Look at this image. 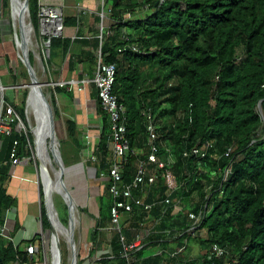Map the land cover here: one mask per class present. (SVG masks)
<instances>
[{
	"label": "trees",
	"instance_id": "obj_1",
	"mask_svg": "<svg viewBox=\"0 0 264 264\" xmlns=\"http://www.w3.org/2000/svg\"><path fill=\"white\" fill-rule=\"evenodd\" d=\"M28 6L36 30L38 0H28ZM140 8L142 13L136 11ZM110 20L112 35L102 42V61L116 66L113 94L125 108L126 139L130 151L141 150V156L129 157L122 170L123 182L132 181L139 161L148 155L150 115L157 127L159 158L166 162L170 154L174 162L170 169L180 186L172 195V206L179 202L182 210L172 215L171 206L161 228L186 230L192 224L187 209L198 213L204 208L195 236L186 238L188 244L194 242L206 250L192 264H211L207 256L213 244L229 253L214 264H264V0H112ZM73 23L63 21L64 26ZM57 44L59 40H50V48ZM67 46L64 42V50ZM16 110L23 119V113ZM97 116L103 123L98 146L103 169L110 118L100 103ZM66 134L74 141L72 122L66 123ZM207 145L211 149L205 159L183 157L192 148ZM26 147L24 135H0L1 225L14 205L6 191L10 155L14 150L21 159ZM158 175L153 186L144 188L151 195L148 203L166 196L162 174ZM108 198L105 189L101 209L110 219L112 201ZM152 214L159 219L157 210ZM41 225L43 233L51 235L43 203ZM96 237L94 231L92 239ZM182 240L177 241L178 247ZM35 241L40 244L38 237L31 243ZM114 245L119 258V244ZM50 247L46 250L55 264L60 254ZM20 254L18 247L0 238V264H12ZM180 255L170 263L181 264Z\"/></svg>",
	"mask_w": 264,
	"mask_h": 264
},
{
	"label": "crops",
	"instance_id": "obj_2",
	"mask_svg": "<svg viewBox=\"0 0 264 264\" xmlns=\"http://www.w3.org/2000/svg\"><path fill=\"white\" fill-rule=\"evenodd\" d=\"M16 1L18 2L17 14L13 0H0V87L4 89L5 102L12 106L16 112L17 108L23 113L21 120L27 131V135H24L27 138V154L21 159L28 162L17 167H13L10 163L6 191L14 199V205L6 211L3 226L6 227L7 233L13 239L14 246L18 247L21 257L25 255L27 246L33 245L38 251L35 256L36 260L42 261L41 245L42 238L44 240L45 236L41 225V203L45 205L49 219L50 209L43 177V169L47 172L48 177V166H43L37 148V140L33 134V130L38 125L35 122L37 114L43 124L42 131L46 150L47 133L52 134V132L59 144H62L60 141L65 136L77 149V154H74L72 160H66L67 163L65 162L66 165L64 163L65 166L60 172L52 163L47 152L48 165L54 168V173L58 174L59 180L60 177L64 179L67 175L65 167L76 166L69 171V177L75 178L79 186L76 188L77 191L71 195L74 200L76 197L80 198V195L82 198L86 196L93 199L87 210L80 209L90 223L88 221L83 223L77 240L68 239L70 244L67 246V257L65 255L66 263L117 264L120 262L119 260H123L122 264H125L124 250L120 244L119 235L111 226L107 214H104L101 209L104 190H107L108 185L107 173L113 163V151L109 142L108 150L103 157L104 161L101 162L104 167L102 166L103 169H100L101 160L98 158V146L103 132V123L101 117L97 116V103H99L97 90L91 82L97 66V53L101 49L104 38L112 35L110 30L112 0H38L39 7L59 8L62 13L61 34L55 38V40H59V44L52 48L49 46L47 51L43 47L45 39L41 35V28L38 25L35 30L30 16L27 15V7L29 12L28 0ZM7 10L9 14L5 13ZM143 10L142 8L136 9L139 13H142ZM128 17L125 16V19ZM64 20H73L74 23L64 26ZM24 30L28 34H25ZM37 31L39 36L36 34ZM125 33H127L126 30L123 31V34ZM64 42L68 43L65 50ZM70 81L75 82L73 87H53L58 83ZM7 91L12 92L10 100L6 99ZM58 118H61V124ZM63 119H65V129L62 127ZM67 122L74 124V141L69 139L66 134ZM55 129L59 138L56 137ZM28 142L30 147H28ZM62 149L68 156L63 144ZM135 152V157L141 156V150ZM79 174L81 175L79 176ZM12 175L14 177H11ZM87 180H90L92 187L90 196L87 195ZM83 182H86L85 186ZM83 189H86V193L83 192ZM145 189L141 193H137L136 197L147 202L151 195L145 192ZM109 199L110 196L108 198L110 202L111 199ZM74 200L71 201L72 206L80 207ZM67 206L70 217L66 222L69 224L74 220V216L71 217L72 211L68 204ZM178 208L180 207L171 209V214H179ZM134 218L137 219L136 222H134ZM138 218H142V220ZM158 220L152 213L148 215L142 211H134L133 214L122 218L121 234L125 238V243L132 245L136 243L137 237L143 240L141 248L127 252L131 255L133 264H148V262L153 264L158 259H160L158 264H177L173 261L170 263L169 260L173 259L171 255L177 250L179 242L176 239H165L162 236L169 225L161 228L160 222L157 223ZM97 224L98 228L95 227ZM40 229L42 233L39 234ZM94 231L97 233L95 240L92 239ZM17 232L15 240L12 234ZM52 232L53 229L51 230L50 243L44 240L46 247L51 246ZM36 237L39 238V245L38 240L31 243ZM117 244L120 247L119 258L114 254L113 248V245L117 246ZM191 244H187V249L179 256V259L182 260L181 264H192L191 261L205 254V249L202 250L201 247L195 250L197 252L192 253ZM51 248L52 246L50 250ZM189 251L190 254H188ZM49 256L52 264V255Z\"/></svg>",
	"mask_w": 264,
	"mask_h": 264
},
{
	"label": "built area",
	"instance_id": "obj_3",
	"mask_svg": "<svg viewBox=\"0 0 264 264\" xmlns=\"http://www.w3.org/2000/svg\"><path fill=\"white\" fill-rule=\"evenodd\" d=\"M53 13H57V21L53 23ZM38 25L41 28V35L45 39L43 47L48 50L50 46V40L58 38L60 36L62 27V13L59 8H45L39 7L38 12ZM133 52L138 53V50L133 47ZM125 49L119 50L122 53ZM116 66L115 64H105L102 61L101 49L97 53V66L92 79V83L97 90L98 101L101 108L107 112L110 118V143L113 151V163L107 173V189L112 201L110 208V224L113 229L119 235V241L123 247V259L125 264H133L131 255L127 252L135 248H141L143 246V240L139 237L136 239V243L127 245L125 238L121 234V222L124 216H128L134 213V211H142L150 215L153 211L157 210L159 213V220L161 222L166 217L168 209L172 206V195L179 191V183L171 172V166L174 164L173 159L170 157L169 150L166 152L169 157L166 162H163L159 158L160 145L157 144V127L150 115H147L146 134H147V146L149 149L148 155L145 160L139 161L135 175L132 181L128 184L123 182L122 170L128 165L129 157L136 156L135 151H130L129 143L126 139V128L124 124L125 108L117 101L116 96L113 94V87L115 84ZM74 81L68 83H58L53 87L66 88L73 87ZM12 133L18 135H27L26 128L14 108L8 105L4 100V89L0 87V135L10 136ZM17 143H14V147ZM28 147L30 143L28 142ZM211 149V145H207L204 149L192 148L191 150L183 153L184 158L205 159L208 155V150ZM228 155V154H227ZM226 155V156H227ZM28 162L16 157L13 150L10 155V163L13 167ZM149 167H152L150 169ZM161 173L165 183L166 196L162 200H157L152 203L141 200L136 197L137 193H141L144 188H148L154 185L158 173ZM226 173H229L228 171ZM11 177H14L13 175ZM104 177V176H102ZM173 204L172 209L180 207V204ZM181 208V207H180ZM179 209L181 212L182 209ZM188 219L192 221L190 227L186 230L180 227H172L166 229L162 236L165 239H183L181 246L177 248L171 255L174 258L183 253L187 247L188 241L186 238L194 237L196 234V226L204 217V208L200 209L198 213L192 210L186 211ZM0 238L13 243V239L7 233L6 227L0 224ZM14 245V244H13ZM42 261L36 260L35 256L38 253L37 249L33 245H28L24 256L17 255L14 263L12 264H51L49 262V253H47L44 240L42 238ZM15 248L17 246H14ZM208 261L214 264L215 261L220 259H226L229 253L226 249L220 245L213 244L208 250ZM232 264V263H227Z\"/></svg>",
	"mask_w": 264,
	"mask_h": 264
},
{
	"label": "rangeland",
	"instance_id": "obj_4",
	"mask_svg": "<svg viewBox=\"0 0 264 264\" xmlns=\"http://www.w3.org/2000/svg\"><path fill=\"white\" fill-rule=\"evenodd\" d=\"M139 1H141V0H139ZM0 9H1V2H0ZM3 13H4V10H3ZM5 13L9 14V11L7 10V11H5ZM6 18H9V17H6ZM36 34H37V36H39L38 31ZM11 96H12V92L7 91L6 92V99L10 100ZM58 119H59V123L61 124V118H58ZM64 121H65V119H63V121H62V127L65 129ZM55 133H56V129H55ZM56 137L59 138L57 133H56ZM60 142H62L63 147L65 149V152L68 154V156L64 153V151L62 149V144H59V142H57L55 140V138L53 136V132H52V134L47 133V144H46L47 145V152L49 153V156L52 160V163L58 169L59 172L66 165V163H67L66 160L67 159L72 160V158L74 157V154H77V149L65 136L62 137V141H60ZM64 163H65V165H64ZM71 166H73V165H69V167L64 168L65 170L67 169L65 171V173H67V175L64 177V179H63V177H60L61 178L60 180L57 179V181L59 182L58 183L55 180L56 176L54 175V172H55L54 168L50 167L48 165V180L50 182H49V184L45 183V192L47 195V201L49 203L50 214L52 217H54L55 222L58 225V227L60 229L64 230L66 233V235L62 236L59 232L56 231L55 225H52V229H53L52 239H53V241L51 242V246L55 251H60V254L62 253L59 257H56L55 264H67L66 259H65V255H66V257L68 255V249H67L68 247L67 246H68V244H70L68 239L71 240V238H74L75 240H77V236H78L79 232H81V229L83 227V223L88 221L86 219V217L82 214L80 209L85 208V210H87L89 203L92 202V200H93V199H91V197L87 198L86 196H85V198H82L81 195H80V198L76 197L74 201L76 204L80 205V207L75 206L77 208H75L76 213H75V218L73 220L74 222L71 221L69 224H68V222H66V220L70 217L69 208H68L65 200H63V198L60 196V194H58V192L56 191V189H55L56 187L54 188V185L57 186L56 184H59V185L61 184V186H63L67 190H70V194L77 191L76 188H77V186H79V184H77V181L75 180V178L69 177V175H70L69 171H71V169L75 168L76 166H73V167H71ZM80 175L81 174H79V176ZM83 185L85 186L86 182H83ZM87 185H88L87 195L90 196L91 188H92L90 180H87ZM71 188H74V189H71ZM83 192L86 193V189H83ZM61 221H62V223H61ZM72 226H73V229H72ZM40 231H41V229L39 230V234L42 233ZM17 234H18V232L16 234H14V233L12 234V236H13V238H15V240L17 239L16 238ZM44 236H45L44 237L45 242L50 243V239H51L50 236L51 235H49V233L46 232V233H44ZM46 249H47V247H46ZM190 249H191L192 253H195V252H197L195 250L200 249V246L197 245V243H193L190 245ZM202 250H204V249H202ZM204 251H206V250H204ZM188 254H190V251ZM191 255H195V254H191ZM49 262H50V256H49ZM191 262H195V260L191 261Z\"/></svg>",
	"mask_w": 264,
	"mask_h": 264
},
{
	"label": "bare ground",
	"instance_id": "obj_5",
	"mask_svg": "<svg viewBox=\"0 0 264 264\" xmlns=\"http://www.w3.org/2000/svg\"><path fill=\"white\" fill-rule=\"evenodd\" d=\"M13 2H14V4H15V8H16V14H17V12H18V10H17V8H18V2L16 1V0H13ZM21 7V6H20ZM21 16V15H20ZM56 16H57V13H53V16H52V18H53V23H55L56 21H57V19H56ZM18 17V16H17ZM22 17V16H21ZM20 20V19H19ZM23 21V20H22ZM24 22V21H23ZM22 25H24V24H22ZM25 34H28L27 33V31L26 30H24L23 31ZM27 38V37H26ZM31 42V41H30ZM34 47V46H33ZM19 49H20V47H19ZM37 69V68H36ZM37 83V82H36ZM38 84V83H37ZM31 86V85H30ZM33 90H34V88H33ZM33 101V100H32ZM35 122H37V126H36V128L33 130V134H34V136H35V138H36V140H37V148H38V150H39V155H40V157H41V160H42V162H43V166H48V164H49V160H48V157H46V154H48L47 153V150H46V147H45V143H44V136H43V131H42V129H43V124H42V121H41V119L39 118V116L36 114V121ZM51 165V164H50ZM47 171H48V167H47ZM47 172L46 171H44V169H43V177H44V181H45V183L47 184H49V180H48V177H47V174H46ZM54 175L56 176V181H57V179H59L58 178V174H55L54 173ZM51 177V176H50ZM58 182V181H57ZM59 183V182H58ZM57 186H55L54 185V188L56 189V191L58 192V194H60V196L63 198V200H65V202L70 206V209H71V211H72V214H71V217L73 218V216H74V218H75V208L73 207V206H71L72 205V203H71V201L72 200H74V198H73V193H72V195L70 194V190H67L66 188H64L63 186H61V184L59 185V184H56ZM50 186V185H49ZM53 188V187H52ZM54 189V190H55ZM57 194V193H56ZM49 216H50V219H51V224L52 225H55V229H56V231L57 232H59L62 236L63 235H66V233H65V231L64 230H62V229H60L59 227H58V225L56 224V222H55V219H54V217H52L51 216V214H50V212H49ZM74 222V221H73ZM72 229H73V226H72ZM71 229V230H72ZM59 234V235H60Z\"/></svg>",
	"mask_w": 264,
	"mask_h": 264
},
{
	"label": "water",
	"instance_id": "obj_6",
	"mask_svg": "<svg viewBox=\"0 0 264 264\" xmlns=\"http://www.w3.org/2000/svg\"><path fill=\"white\" fill-rule=\"evenodd\" d=\"M27 15H28V17H29L28 7H27Z\"/></svg>",
	"mask_w": 264,
	"mask_h": 264
}]
</instances>
